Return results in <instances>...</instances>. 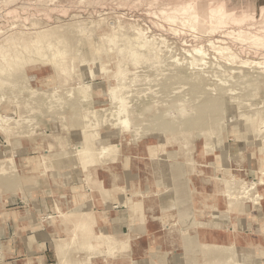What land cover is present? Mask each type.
<instances>
[{
	"label": "rangeland",
	"instance_id": "rangeland-1",
	"mask_svg": "<svg viewBox=\"0 0 264 264\" xmlns=\"http://www.w3.org/2000/svg\"><path fill=\"white\" fill-rule=\"evenodd\" d=\"M263 8L264 0H0V208L41 209L54 230L48 264L129 251L127 230L110 234L93 212L74 214L85 206L74 198L91 209L92 174L108 176L146 147L164 202L217 187L241 231L253 221L264 238ZM112 89L126 100L121 116ZM81 130L99 133L92 158L77 153ZM187 216L194 226L186 225L178 264H264V240L249 249L203 245L193 236L198 219ZM171 226L180 232L179 222Z\"/></svg>",
	"mask_w": 264,
	"mask_h": 264
},
{
	"label": "crops",
	"instance_id": "crops-1",
	"mask_svg": "<svg viewBox=\"0 0 264 264\" xmlns=\"http://www.w3.org/2000/svg\"><path fill=\"white\" fill-rule=\"evenodd\" d=\"M149 149L146 147V154L142 155H124L121 165L109 168L108 176L104 170L103 174L102 170L92 174L98 181L94 179L97 183V192L93 195L96 203L91 205V209L90 201L82 202L81 196L74 198L76 205H85L74 214L93 212L94 215L98 214L95 215L96 221L103 230H108L110 234H120L119 231L125 229L130 236L128 252L108 259L97 258L92 264H178L180 252L186 247L183 237L190 236V227L186 225L192 219L187 214L192 215L194 221L198 219L199 225L194 227L193 236L203 245L249 249L256 246L257 240H264L259 238L260 225L253 223L250 218L252 227L241 231L240 217L227 211L224 206L226 202L217 192V187L212 195L205 189L198 191L194 187L198 192L192 197L189 187L188 196L183 194L184 198L182 195L172 202V206L164 202L171 199L155 191L159 170L154 164L144 163L154 159ZM114 172H119L120 181L115 182L111 178L110 173ZM102 175L107 176V179H103ZM129 199L133 200L132 206L126 209L123 203ZM20 201L16 200L13 204H20ZM115 201L122 205L120 210H114L117 209L113 207ZM136 205L137 211L133 209ZM55 208L57 213L62 214L58 207ZM206 211H212L214 215H205ZM217 212L220 214L218 218L215 216ZM42 217L41 209L30 212V209L19 206L11 212H5L0 208V243L4 252L1 264H48L57 257L56 248L52 249L53 253L49 250L50 243L54 241V230H50ZM177 222L181 226L180 232L171 235V225L175 226ZM167 237L173 240L169 241Z\"/></svg>",
	"mask_w": 264,
	"mask_h": 264
},
{
	"label": "bare ground",
	"instance_id": "bare-ground-1",
	"mask_svg": "<svg viewBox=\"0 0 264 264\" xmlns=\"http://www.w3.org/2000/svg\"><path fill=\"white\" fill-rule=\"evenodd\" d=\"M191 6V5H190ZM264 9V8H263ZM219 12H221V11H218V14H222L223 16H224V13H219ZM212 13H215V10H212ZM232 13V12H231ZM231 16V15H230ZM254 17V16H253ZM241 18H243V17H241ZM245 19H247L246 18V16L244 17ZM252 18V17H251ZM235 19V18H234ZM244 19V20H245ZM195 20V19H194ZM238 21H240V20H242V19H237ZM244 20H242L241 22H244ZM246 21V20H245ZM195 22H197V20L195 21ZM240 22V23H241ZM198 23V22H197ZM204 23V22H203ZM219 24V23H218ZM238 24V23H237ZM240 33V32H239ZM256 35V34H255ZM142 37V36H141ZM258 38V37H257ZM39 39H41V38H39ZM261 40V39H260ZM22 42V41H21ZM212 42V41H211ZM263 42V41H262ZM138 43V42H137ZM257 43V42H256ZM30 45V44H29ZM142 45V44H141ZM190 45V44H189ZM212 45H213V43H212ZM263 45V44H262ZM140 46V45H139ZM145 46V45H144ZM258 46V45H257ZM150 47H153V46H150ZM141 48V47H140ZM191 48V47H190ZM54 49V48H53ZM198 49V48H197ZM221 49H223V48H221ZM146 50H148V49H146ZM225 50H227V49H225ZM149 51V50H148ZM154 51H155V49H154ZM197 51V50H196ZM151 52H152V50H151ZM195 52V51H194ZM230 52V51H229ZM154 53V52H153ZM157 53V52H156ZM197 53L199 54V53H201V52H199V51H197ZM223 53V52H222ZM55 54V53H54ZM203 54V53H202ZM220 54V53H219ZM204 55V54H203ZM154 56V55H153ZM152 56V57H153ZM1 57V56H0ZM4 57V59L6 58V59H8V54H5V56H3ZM231 57H233V56H231ZM230 57V58H231ZM11 58V57H10ZM234 58V57H233ZM3 59V58H2ZM154 59V58H153ZM232 59V58H231ZM238 59V58H237ZM13 61V60H12ZM12 61H10L9 59H8V65L9 66H13L12 64L14 63V61L12 62ZM200 61V60H199ZM203 61V60H202ZM195 62V61H194ZM204 62V61H203ZM247 62H249V61H247ZM7 63V62H6ZM243 64H245V63H243ZM259 64V63H258ZM180 65V64H179ZM195 65V64H194ZM260 65H261V63H260ZM247 66V65H246ZM3 69V68H2ZM1 70V69H0ZM199 70V69H198ZM196 83H198V82H196ZM202 83V82H201ZM199 85V84H198ZM201 85V84H200ZM84 89H87V87H84ZM84 89H82V90H84ZM210 89V88H209ZM85 91V90H84ZM230 92V91H229ZM109 93V95H110V98L112 99V100H119V101H121L122 103H123V108H122V110L119 112V116H121L123 113H126L127 112V110H126V106H124V101H126L125 100V98H121V97H119V96H117V95H115L114 94V90L112 89L111 91H109L108 92ZM98 105V104H97ZM122 106V105H121ZM121 109V108H120ZM97 110V109H96ZM102 111H104V110H102ZM94 111H92V113H93ZM91 113V114H92ZM140 114V113H139ZM117 115H118V112H117ZM125 115V114H124ZM93 117V116H92ZM111 117V116H110ZM116 117H118V116H116ZM119 119H120V117H119ZM94 120V119H93ZM118 122V121H117ZM100 123V122H99ZM112 123V122H111ZM115 123V122H114ZM113 123V124H114ZM120 123L121 124H129L128 123V120L126 119V118H121L120 119ZM119 123V124H120ZM113 124H111V125H113ZM88 125H90V124H88ZM86 127H87V125H86ZM112 127V126H111ZM91 128V127H90ZM92 128H93V125H92ZM95 129V128H94ZM82 130H83V128H82ZM81 130V131H82ZM94 131V130H93ZM83 132V134H84V139H83V141H82V145L81 146H79L77 149H78V151H77V153H78V155L79 156H90V158H92L93 156H95L96 155V153H95V149H96V143H95V140L97 139V138H99V133H91V134H86L85 132V130L84 131H82ZM87 133H89V132H87ZM126 135V134H125ZM107 138V137H106ZM99 140V139H98ZM110 150H111V148H110ZM109 151V148H105V149H103V150H101L100 151V153H99V157H101V156H104V154H106L107 152ZM113 151H115V149L113 150ZM74 152V151H73ZM75 153V152H74ZM261 184H263V182L261 183ZM230 204V203H229ZM78 226V225H77ZM79 227V226H78Z\"/></svg>",
	"mask_w": 264,
	"mask_h": 264
}]
</instances>
